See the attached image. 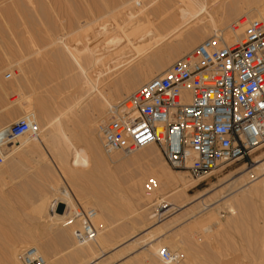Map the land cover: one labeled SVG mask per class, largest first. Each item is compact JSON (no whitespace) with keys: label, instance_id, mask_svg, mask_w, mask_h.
Segmentation results:
<instances>
[{"label":"rangeland","instance_id":"obj_1","mask_svg":"<svg viewBox=\"0 0 264 264\" xmlns=\"http://www.w3.org/2000/svg\"><path fill=\"white\" fill-rule=\"evenodd\" d=\"M161 1L1 3L0 8L10 9L0 10V133L23 116L39 125L37 136L9 137L0 144L1 264H12L14 252L30 242L48 246L47 252L61 264H166L160 249L167 243L181 253L180 264H264V143L202 178L171 167L157 145H150V152L145 147L111 155L102 147L101 129L113 104L215 35V29H223L225 36L231 34V25L240 18L235 28H241L239 33L244 35L251 18L264 21V0H179L184 7L194 1L205 6L166 32L163 28V35L156 39L132 43L130 57L123 58L113 42L126 23L124 13H144L159 7ZM17 4H24L23 9L15 7ZM137 23L146 27L140 18ZM195 29L203 37L184 39L186 31ZM99 32L109 44L103 60H92L89 43V49L84 46L86 59L81 58L76 51L80 40ZM181 45L186 46L185 51L173 53ZM158 61L166 65L162 70L155 66ZM63 62L69 66L65 73L60 69ZM130 72L144 76L145 82L129 92L121 88L120 81L111 82L114 75ZM258 165L262 166L252 175L245 173ZM166 172L174 175L171 183L166 182ZM254 175L262 180L254 182ZM75 176H80L79 185L85 192ZM151 176L158 180V188H165L152 197L145 193V182ZM63 186H68L78 202L97 211L96 199L105 201L113 232L99 257L78 261L67 249L73 241L68 245L61 242L62 246L57 239L61 229L48 228L45 217L35 212L42 198L51 199ZM175 194L180 200L171 199ZM147 230L154 238L164 236L163 241H151Z\"/></svg>","mask_w":264,"mask_h":264},{"label":"built area","instance_id":"obj_2","mask_svg":"<svg viewBox=\"0 0 264 264\" xmlns=\"http://www.w3.org/2000/svg\"><path fill=\"white\" fill-rule=\"evenodd\" d=\"M38 130L35 121L22 117L0 133V144L9 137L37 135ZM101 135L107 153L129 154L155 144L171 167L194 178L249 155L264 143V21L251 18L235 42L221 33L204 39L162 74L113 104ZM158 184L152 176L146 180L147 196ZM67 205L55 198L51 210L64 206L65 213ZM95 214V208L79 202L73 208L69 219L81 220L79 241L95 237ZM160 256L165 261L178 258L167 248ZM20 258L24 264H46L34 246L23 249Z\"/></svg>","mask_w":264,"mask_h":264},{"label":"bare ground","instance_id":"obj_3","mask_svg":"<svg viewBox=\"0 0 264 264\" xmlns=\"http://www.w3.org/2000/svg\"><path fill=\"white\" fill-rule=\"evenodd\" d=\"M3 1L4 0H0V5H2L1 3ZM160 3L161 4L159 5V7L152 8L151 10L150 9H146L144 11V13H141V12L140 13L139 12H127V13H124L125 15L123 14L124 15V19L126 20V23L124 24V27L122 28V31L119 34V37L115 40V42H113L115 44V47L114 48L119 49L120 52L122 51V54H123L122 57L123 58L130 57L131 51L133 50L132 43H142V42H146V40H149V39H156L157 37L163 35V30L164 29H165L164 31L166 32V29L173 28V26H175V25L177 26L179 23L183 22L184 20H188L186 18H187V16L189 14L195 13L196 9H198L199 7L202 8V7L205 6V3L202 2V1L201 2L200 1H194L193 4H191L190 6H187V7H184L183 5H180L179 0H162ZM23 5L24 4H17L15 7L20 8V9H23V7H24ZM5 6H7V5H5ZM2 8H0V10L1 11H5L6 10L5 12H8L9 9H10L8 7H5V9L3 10ZM138 18H140V20L142 21V23L146 24V27H143V28L140 27V25L137 23ZM159 27H161L162 29L159 28ZM158 29H159V31H158ZM240 29H238V28H235L234 29L233 28L231 34H228L226 36H225V34L223 32L224 30L221 29V28L215 29L214 31H215V34H220V33L223 34L224 35V38L228 42L231 43V42H235L236 40H239V39H241L243 37V35L240 34V33H242V31H240ZM100 35H101L100 32L97 35H95V34L92 33V35L88 39H85L83 37V39H85V42L83 41V39L80 40L81 41L80 42L81 45L79 44V47H77L76 51L78 53H80L81 58L86 59V57H84L85 54L87 55V53L85 52V50L89 49L88 46H90L91 47V50L89 49V51H91L93 53V54H91V53L90 54L91 55H94V58H93V56H91L92 60L95 59L94 62H96V63L97 62L100 63L103 60L102 59L103 58L102 53H104V51L107 50L106 47H108L109 44H108V41H106L105 37L103 38V36H100ZM179 35L181 36V34H179ZM199 35H201L203 37L204 34L201 33V32H199V31H197L196 29L195 30H189V31H186L185 32L184 39H186L188 42L191 39L193 41H196V39L199 38L198 37ZM175 37H177V36H175ZM87 43H89L88 46H87ZM84 46H87V49H85ZM150 46H151V44H150ZM105 48H106V50H105ZM125 48L127 49V51H129V52H127L128 54L126 53V51H125L126 49ZM185 49H186V46L185 45H183V46L181 45L179 47H176L173 50V53L184 52ZM58 57H62V55L59 54ZM91 61H89V62L91 64H93L94 62L93 61L91 62ZM155 66H156V68L158 70H162L166 65H165L164 62L158 61ZM60 67H61L60 68L61 71L64 72V73L67 72V70L69 69V66H67V64L64 63V62H63V65L61 64ZM121 72H123V68L120 70V73ZM120 73H119V75H120ZM162 73H159V74H162ZM114 77L116 79L113 80V81H111V80L110 81L113 84L114 83H117L118 81H120L121 84H122L121 88L123 90L128 91V92L130 90H132L133 88H136L137 86H139V84H142V83L145 82V77L144 76H142V75H131V72L129 73V75H126V76H122V75L118 76L116 74V75H114ZM111 78H113V77L111 76L110 79ZM122 93H123V91H122ZM91 94H93V93H90V95ZM23 117H29V116H23ZM14 123H12V124H14ZM38 127H39V125H38ZM38 133H39V130H38ZM38 133H37V135H38ZM24 135H30V136H32L29 133L23 134L22 136H24ZM37 135H34V136H37ZM22 136H20V137H22ZM34 136H32V137H34ZM14 139H17V138H14ZM101 140H102V147H103V138L102 137H101ZM151 145H155V144H151ZM149 146L150 145L146 146V148L143 147V148H145L146 152H150L151 151V147H149ZM143 148H140V149H143ZM103 149H104V147H103ZM116 152H120V151H115V152H112V153H107L106 152V153L109 154V155H111V154L116 153ZM261 166L262 165L255 166L254 168L250 169L248 172H245V173L252 175L254 173L252 171H255L256 169H259ZM74 171H73V173H71V174H73V176H74ZM183 171H185V170H183ZM70 172H72V171H70ZM244 174H242V175H244ZM173 176H170V174H168L166 172L165 173V177L167 179L166 182L168 181V183H171V179H172ZM180 177H178V178L181 179L182 177L181 178ZM185 177H187V176L184 175V179H185ZM252 177H253V181L254 182H260L262 180V179L258 178L255 175L252 176ZM76 178L77 179H75V182L77 181L79 189L82 190L84 187H83V185L82 186L79 185L80 183L78 181L81 178H80V176H77ZM158 178L161 179V176H159V174H158ZM176 178H177V176H176ZM179 179H176V180L179 181ZM161 186H159V188L157 187L156 190L158 191V190L161 189L160 192H163V189H165V188H161ZM82 191H84V189ZM175 193H178L179 194V192H177V191ZM156 194H157V192H156ZM173 195H174V193H173ZM171 197H173V196H171ZM178 197H180V196H177L176 195L175 197H173L171 199H173L174 201L175 200L176 201L177 200H180V198L178 199ZM55 198H61V199H64L67 202L68 205H67V209H66L65 213H63L61 211L60 212L59 211H57V212L54 211L53 212L51 210V204H52V201ZM42 199H41V201H42L41 204L35 206V209L34 210H35V212H37L38 215L41 216V218H42V216L45 217L44 220H45V223L46 224L45 223L44 224L47 227L48 226H52V227H56L57 226V227H59L61 229L60 232L57 234V239L60 241V244L62 242V244H65V245L67 244L68 245V244H70L71 241H73V244H70V246L67 249L69 250V252L71 253L72 256H74L76 259H78V261H80V260L83 261V259H87V258H93L94 259V257H99L100 252H103V249L105 250V247L107 246V244H109L108 243L109 242V238H111V236H112L111 235L112 234L111 232H113L111 230L112 228H111V224L109 223V219L107 218L108 216H107L106 212L109 211V209L107 208L105 201L102 200V199H99V198L96 199L95 202L97 203V206L99 207L100 211H97V209L95 207L91 206V207H93V208L96 209V214L93 217V224H94V227L96 229V235H95V237L93 239H91V240H88V241H79L77 239V237H76V231L81 227V220L80 219H76V220H73L72 221V220L69 219V216H70L73 208H75L76 205H77V203H78V199L70 191V189L68 188V186H63V187L59 188L58 191H57V195H55L51 199H49L47 196H45ZM81 204L83 206H85V207H90L89 205H86V204H84L82 202H81ZM229 204H231V203H229ZM169 206H171L170 209L176 208L175 207L176 205H174V204H171V205L170 204H166V207H169ZM233 206L232 205L229 206V209H231L232 211L235 210L234 209L235 207H233ZM108 213H110V212H108ZM147 231H148V233H150V235L149 234L147 235L146 232L145 233H146L147 236H149V239L151 241H155L156 239H157L156 241L158 243L163 241L164 236L163 237L154 238V235H153V233H151V230H147ZM146 239H148V238H146ZM136 240L137 239H134L133 242H135ZM138 242L140 243V241H138ZM148 245H149V243H148ZM159 245H161V244H159ZM32 246L36 247L38 249V251L44 256V258L46 259V264H61L57 258H54L55 255L54 256L53 255L51 256L47 252V250L45 248L46 247L48 248V246H44V245L42 246L39 243L30 242V243L26 244V247H24V249L27 248V247H32ZM22 248H23V246H22ZM162 248L169 249L171 252H173L174 254H176V256L178 257L177 260H175V261H165L164 260L166 264H180L181 259H182V255H181V253H179V251L178 252L177 251H174V247L171 244H168V243L165 244ZM151 249H153V248H151ZM21 251L19 253L14 252V254H13L14 262H12V264H24L23 261L20 258ZM157 253H159V252H157ZM0 261H1V259H0ZM9 263H6V264H9Z\"/></svg>","mask_w":264,"mask_h":264}]
</instances>
